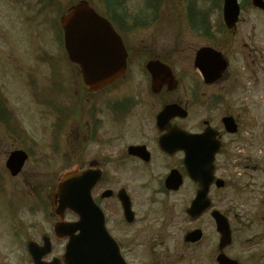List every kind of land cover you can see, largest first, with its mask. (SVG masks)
Masks as SVG:
<instances>
[{
    "label": "flooded vegetation",
    "instance_id": "flooded-vegetation-1",
    "mask_svg": "<svg viewBox=\"0 0 264 264\" xmlns=\"http://www.w3.org/2000/svg\"><path fill=\"white\" fill-rule=\"evenodd\" d=\"M106 16L110 18V15ZM114 17L131 20L127 13H117ZM200 26L192 31L204 37L203 46L190 56L175 59L176 62L162 60L180 76L176 91L181 92V96H170L176 91L170 93L161 81V91L157 95L148 91L142 95L148 97V100L140 99L138 107L143 108L129 109L123 115L118 108L120 96L84 97L87 107L83 142H94L97 149L87 153L84 146L79 147L84 159L73 164L87 177L92 175L98 180L91 191L92 197L125 257L129 255L128 241L134 242L131 236L126 238L125 229L136 226L141 220L143 226L136 232L143 231L151 213L158 214L161 219V214L165 215L167 211L168 215V208L172 207L179 209L186 221L162 219L167 228L164 235L151 240L156 247L173 241L188 254L200 255L204 245H209V252L205 247V256L214 264L220 253L237 264H264V40L257 30L247 28L223 30L225 33L220 38L212 39L216 34L204 29V23ZM239 42L242 50L232 47L233 43ZM201 49H212L220 54L218 58L222 64L223 61L226 63L225 70L204 78L200 67L195 66L196 55ZM216 65L213 62V67ZM148 79L145 77L141 83L146 85ZM153 101L156 102L151 104ZM169 104H177L186 115L158 125V114ZM177 129L197 139L193 142L182 140ZM166 135L173 140L178 136L185 149H161L159 140ZM131 148L134 150L130 151ZM212 158L215 178L207 194L210 207L192 220L185 212L200 185L188 178L185 160L195 161L199 171H208ZM217 181L223 182V187L218 188ZM138 189L145 190L148 196L141 217L135 201ZM119 192L128 196L134 213L133 223H128L125 217ZM232 193L254 196L255 206L245 213L234 211L231 202L227 203V197ZM213 211H219L226 218L230 231V242L222 250H219L220 236L212 218ZM66 216L67 221L74 220L71 214ZM53 225L48 222L46 230H36V236L31 238L6 242L7 248L12 249L11 259L7 258L9 254H3L5 248L0 242V264H66L63 255L67 242L55 236ZM181 229L184 230L179 234ZM193 231L199 233L200 238L186 242V236ZM30 241L35 243L37 260L28 251Z\"/></svg>",
    "mask_w": 264,
    "mask_h": 264
},
{
    "label": "rangeland",
    "instance_id": "rangeland-1",
    "mask_svg": "<svg viewBox=\"0 0 264 264\" xmlns=\"http://www.w3.org/2000/svg\"><path fill=\"white\" fill-rule=\"evenodd\" d=\"M23 1L33 4H28L29 8L32 6L33 9L28 10L26 4L22 10L10 8L8 2L7 5L0 3V110L2 108L4 112L3 121H0V242L5 248L3 254H9L7 258L10 259L12 249L7 248L6 242L13 241L12 238L21 240L36 236V230H46L48 227L50 192L54 189L61 172L68 168L70 158L73 162H82L84 159L82 150H77L80 144L85 147L87 153H93L97 149L96 143L83 142L86 133L81 114L83 107L73 108V103L80 104L77 101L80 98L76 97L85 96L78 87L75 71L73 70L67 78L64 71H51L47 66L49 61L46 63V59L55 54L56 48H53L48 26L43 25L42 21L48 20V17L53 20L55 11L49 10L45 15L37 14L40 6L36 5V0ZM56 1L65 7L70 1L76 0ZM89 1L103 10L102 0ZM200 1L199 7L207 0ZM141 2L142 0H127L125 5L131 15L138 13ZM165 2L162 20L150 28L135 31L128 37V46L137 52L136 55L139 57L130 64V79L140 78L141 70L149 57L158 56L176 62L182 56H190L195 49L204 45L202 35L199 36L192 30L184 28L183 18L178 17L182 10L173 8L174 0ZM178 2L179 0L176 5L180 4ZM245 12L249 16L246 24L240 27L255 28L264 38V19L250 9ZM219 13L217 11L210 17L213 31L219 29ZM216 35L219 36L220 33ZM240 44L241 42L233 43L232 47L240 49ZM135 88L140 90L128 79L97 96H127L129 92L135 93ZM60 89H63V92L57 96L61 97L56 98L55 93ZM180 94L181 92H176L170 96H181ZM134 96L136 98H133L131 104L139 105L140 96ZM52 99L57 100L54 108ZM142 99L148 100V97ZM61 104L64 109H61ZM137 108L143 107L136 106V110ZM16 150L28 153L29 158L21 173L12 178L5 169V161L9 153ZM244 182V179L241 180L242 184ZM187 197L185 195V198ZM227 198V203L231 202L234 211L240 210L243 213L256 204L254 196L232 193ZM147 199L145 190L138 189L135 192L139 217L147 207ZM168 210V215L166 211L165 215L161 214V219L158 214H151L148 223L153 230L150 232L145 230L136 232L137 228L143 226L141 220L136 226L125 229L126 238L129 239L130 236L134 238V242L128 241L130 242L127 245L128 260L132 264H214L205 256L207 251L209 252V245L207 247L204 245V251L199 255L195 252L188 254L181 250L182 247L173 243L169 244L170 251L166 253V250L156 247L155 243L151 242L155 236L165 234L167 227L162 219L186 221L180 215L179 209L169 207ZM183 226L187 227L185 224ZM183 230L181 229L179 234ZM145 249L147 252H144Z\"/></svg>",
    "mask_w": 264,
    "mask_h": 264
},
{
    "label": "water",
    "instance_id": "water-1",
    "mask_svg": "<svg viewBox=\"0 0 264 264\" xmlns=\"http://www.w3.org/2000/svg\"><path fill=\"white\" fill-rule=\"evenodd\" d=\"M234 2L226 0V13L231 12V8L233 13L236 12ZM255 5L260 3L256 1ZM62 26L70 61L79 65L85 85L98 90L122 76L125 52L119 38L111 26L97 17L85 3L74 8L62 21ZM149 71L153 75L154 70L149 68ZM25 159L21 152L10 156L6 166L12 175L20 171ZM81 178L75 173L64 174L52 197L54 212L58 216L62 217L66 209L79 216L75 224L59 225L70 241L66 258L70 261L72 255L75 264H124L90 200V186H84Z\"/></svg>",
    "mask_w": 264,
    "mask_h": 264
}]
</instances>
